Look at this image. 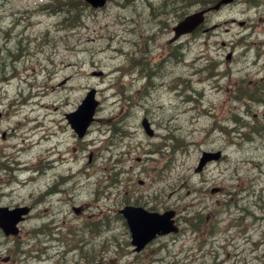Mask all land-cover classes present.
I'll return each instance as SVG.
<instances>
[{"label": "rangeland", "instance_id": "1", "mask_svg": "<svg viewBox=\"0 0 264 264\" xmlns=\"http://www.w3.org/2000/svg\"><path fill=\"white\" fill-rule=\"evenodd\" d=\"M125 1L109 0L102 9L81 5L67 14L57 0H0V192L5 196L0 202L33 204L25 229L48 227L47 237L27 240L38 252L48 248L51 260L40 264H75L83 253V262L106 264H121L118 256L124 254L126 264L136 257V264L151 259L152 264L195 263L199 255L206 258L200 264H264V104L249 96L264 97V25L259 20L264 0L258 8L237 0L211 12L207 33L200 29L177 44L170 43L173 26L200 2L172 0L174 5L156 18L150 15L152 5L158 10V4L169 1L131 0L123 8ZM74 13L78 19L70 21ZM133 58L144 62V73H129ZM160 59L164 65L158 69ZM91 88L97 90L99 106L88 136L81 139L66 113ZM242 90H250L249 95L239 97ZM145 117L154 136L144 132ZM40 124L49 137L57 132L50 142L64 153L60 167L66 177L60 180L66 182L54 197L41 194L53 170L21 188L7 187L10 174L1 169L6 154L15 157L13 145L21 144L30 147L19 153L23 164L40 171L49 167L41 165V148L45 160L50 142H37ZM205 150H221L223 158L197 173ZM71 174L76 176L68 180ZM126 204L158 212L174 209L181 230L136 255L119 213ZM189 217L200 218L196 232ZM56 224L62 243L55 250L51 245L56 244L45 239L57 233ZM4 240L0 234V243Z\"/></svg>", "mask_w": 264, "mask_h": 264}, {"label": "flooded vegetation", "instance_id": "2", "mask_svg": "<svg viewBox=\"0 0 264 264\" xmlns=\"http://www.w3.org/2000/svg\"><path fill=\"white\" fill-rule=\"evenodd\" d=\"M258 5H261L260 2H258ZM264 22V18L262 19ZM264 32V31H263ZM9 160L6 161L5 159V164L3 167H1L2 171L5 172H9L10 177L7 180V187H13V185L16 186H20L21 188L23 187H29V183L31 182V179H27V178H21L20 179V174L15 173V168L13 166L12 163L8 162ZM48 166V164H47ZM56 169H54L53 171L55 172ZM51 170L46 168V170H42V171H38L40 174L44 173V174H48V172H50ZM26 175H28L29 173L26 172ZM60 178H62L57 172H55L54 177H52L50 179V182L48 183V187L41 193L42 195L44 194L45 197H54L57 194H60V186L62 182H66V180L62 179L60 180ZM4 184V182L2 181V179L0 178V190H2V185ZM61 190H63V188H61ZM13 191H11L12 193ZM33 192L30 193V196L32 197ZM0 197H5L3 195L2 192H0ZM43 197L41 196L39 199L41 200ZM20 207H24L25 209H27V212L24 213L22 215L21 218V222L18 224L17 230L15 233H10L7 234L4 232V230L0 227V234L4 237V241H2L0 243V264H40L42 262H50L51 260V256L49 255L48 251H47V247L45 248H40L42 250L41 252H38L33 245H29L27 240L30 237H38V236H43V237H47L49 235V231H48V227L42 226V227H36V228H30L29 230L25 229V225L26 223L29 221L30 216L32 214L33 211V204L32 205H25V204H20V205H13V206H4L3 203L0 202V208H7L9 209H14V208H20ZM49 208H46V210H48ZM82 210V208L80 209V211ZM79 211V212H80ZM79 214V213H78ZM58 220V219H56ZM47 223H49L50 225L52 224L51 222L47 221ZM53 228L55 229V231L57 232L60 227L58 224H56V226H53ZM57 235V236H56ZM61 232H57V233H53V236L51 239L46 241H49L51 243H55L56 245H51V247H53L55 250L57 249V245H59L61 242ZM38 241H40L42 244L43 240L42 238L37 239ZM46 246L49 247V245L47 244ZM132 253L138 255L139 253H143L146 252V248L140 250L139 252L135 251L134 248L131 249ZM118 260L117 263H124L122 260L123 258H127V254H124L123 256H118ZM85 255L84 253L81 255L79 261L75 264H106L107 262H83V260H85ZM130 261L128 262V264H136L137 263V257L132 260L129 259ZM153 259H151L149 261V263L147 264H152L153 263ZM155 261H158V259H155ZM160 262H164V258L160 259ZM110 264V263H109ZM126 264V263H124Z\"/></svg>", "mask_w": 264, "mask_h": 264}, {"label": "water", "instance_id": "3", "mask_svg": "<svg viewBox=\"0 0 264 264\" xmlns=\"http://www.w3.org/2000/svg\"><path fill=\"white\" fill-rule=\"evenodd\" d=\"M87 1L93 7H102L106 2V0H87ZM230 1L231 0H222L220 4ZM220 4L215 6V8H218ZM202 19H203L202 12L188 16V18L180 22L175 28L177 35L193 30L202 21ZM95 93L96 90L94 89L91 90L87 94L86 98L83 100V103L79 106V108L74 113L68 115V119L70 120L71 125H73V127L76 129L80 137H83V135L87 131V128L90 126V123L94 119V115L96 113L95 109L98 106V101L95 100ZM143 125L146 132L149 133L150 135H153V131L151 130L149 122L147 120L143 121ZM203 154L204 155L199 163V169L203 168L207 161L218 160L221 157L220 151H217L216 153L204 152ZM122 212L130 220L131 227L134 228L133 237H135L138 240L139 239L148 240L149 238H151L150 235L154 234L153 230H150L148 232H142V229L139 228L138 223L135 222L139 216H141L148 222L147 227L149 228L152 227L154 230L163 229L166 232L173 230L172 221H170V219L173 217V214H171L170 212L165 213L167 214L166 219L165 217L159 218L158 216L160 215L154 213L149 214L142 208L135 209L134 207L128 206L126 207L125 210H122ZM147 236L150 237L147 238Z\"/></svg>", "mask_w": 264, "mask_h": 264}, {"label": "bare ground", "instance_id": "4", "mask_svg": "<svg viewBox=\"0 0 264 264\" xmlns=\"http://www.w3.org/2000/svg\"><path fill=\"white\" fill-rule=\"evenodd\" d=\"M116 39V38H115ZM114 74V73H113ZM1 96V95H0ZM44 107V106H43ZM43 111V110H42ZM46 116V115H45ZM44 116V117H45ZM31 121H35L34 120V118H32L31 119ZM35 124H37V122L35 121ZM36 134H38V131H36L35 132ZM25 134V133H24ZM57 134V132H54L53 131V133H52V135L49 137V135H47V132H45V133H43V138H45L44 139V142L45 141H47V142H50L52 139H51V137L53 136H55ZM14 136L16 135V134H13ZM17 136V135H16ZM18 138V137H17ZM25 140L26 139H30V135H28L27 137H25L24 138ZM38 143L40 142V141H37ZM34 145H36V144H33L32 145V147L34 146ZM39 145V144H38ZM23 148H24V146H22ZM47 150H48V153H46L45 154V160L46 161H49V162H52V163H54V165H56V170H57V172L60 170V165H61V153L58 151V149H56L55 148V145H53V147L52 148H47ZM52 156V157H51ZM42 159H43V157H42ZM61 159V160H60ZM29 167V166H28ZM72 183V182H71Z\"/></svg>", "mask_w": 264, "mask_h": 264}, {"label": "trees", "instance_id": "5", "mask_svg": "<svg viewBox=\"0 0 264 264\" xmlns=\"http://www.w3.org/2000/svg\"><path fill=\"white\" fill-rule=\"evenodd\" d=\"M77 0L71 1V0H67L65 4H63V8L66 7L64 10L65 12H67V14H70L72 11H76L77 9H79L82 4H84V2H81L79 4L76 3ZM84 1V0H83ZM74 19H78L75 15V13L73 15H71L70 21ZM65 20L67 21L68 19L65 17Z\"/></svg>", "mask_w": 264, "mask_h": 264}]
</instances>
